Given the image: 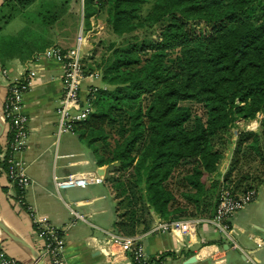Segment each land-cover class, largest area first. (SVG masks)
<instances>
[{
	"label": "trees",
	"instance_id": "16d2710c",
	"mask_svg": "<svg viewBox=\"0 0 264 264\" xmlns=\"http://www.w3.org/2000/svg\"><path fill=\"white\" fill-rule=\"evenodd\" d=\"M35 1L6 0L4 7L25 10ZM146 2L89 0L86 23L108 7L107 23L121 41L111 42L101 63L89 70L101 73L103 85L93 112L74 129L98 166L114 164L107 181L119 199L117 225L130 233L147 216L161 221L213 216L224 184L235 182V190L243 191L257 185V177L247 174L237 181L234 176L243 149L264 161L261 133L242 131L235 143V163L223 180L209 179L218 173L225 151L221 147L232 139L239 121L261 115L264 132V0H156L142 17ZM3 17L6 24L14 14ZM47 19L18 35L0 33V63L34 59L48 48L47 30L60 15ZM201 23L207 30L197 27ZM147 27L150 33L140 36ZM6 134L0 168L8 172L13 132ZM173 182L195 213L183 205ZM16 191L18 199L25 195L18 187Z\"/></svg>",
	"mask_w": 264,
	"mask_h": 264
},
{
	"label": "crops",
	"instance_id": "0c3cea01",
	"mask_svg": "<svg viewBox=\"0 0 264 264\" xmlns=\"http://www.w3.org/2000/svg\"><path fill=\"white\" fill-rule=\"evenodd\" d=\"M5 1L0 0V12L5 8ZM74 17L76 19L68 23L64 22L62 14L56 24L58 35L54 45L65 49L76 46L85 19L81 13ZM94 17L97 14L90 18L85 28H93ZM79 22V29H76ZM88 46H84L85 55ZM31 60L14 58L4 65L0 63V119L10 84L30 71ZM32 69L35 76L24 95L22 110L29 119V135L25 147L16 154L30 179L24 195L26 205L19 202L17 186L10 181L8 172L0 168V222L6 229L0 227V237L10 256L21 264H34V253L38 252L49 264L44 256L45 240L35 228L36 219L43 217L56 226L64 238L66 264H134L131 252L110 241L111 233L139 238L150 264H264V181L254 187L257 190L255 200L231 219L239 249L233 248L232 242L213 224L205 222L196 227L195 233L182 235L176 231L153 232L152 228L161 220L147 216L142 218L134 233L125 231L117 225L121 220L118 216L121 211L117 210L119 199L105 178L102 183L58 188L57 178L70 174L101 176L99 169L108 165L98 166L92 150L75 130L59 133L57 109L64 94L62 63L41 58ZM102 85L101 79L87 78L82 86V98L88 95L91 87ZM6 132L5 128L0 142L7 140ZM228 184L235 192H245L235 190V182ZM180 199L190 211L194 210L192 204ZM77 215H83L84 219ZM188 217L205 218L199 214ZM162 253L168 255L158 262L156 259Z\"/></svg>",
	"mask_w": 264,
	"mask_h": 264
},
{
	"label": "built area",
	"instance_id": "2783aa9c",
	"mask_svg": "<svg viewBox=\"0 0 264 264\" xmlns=\"http://www.w3.org/2000/svg\"><path fill=\"white\" fill-rule=\"evenodd\" d=\"M82 17L84 18L85 8L82 0ZM87 29L82 24L77 36L75 47L62 48L59 46H50L44 51L37 54L29 63L30 71L25 76L10 84L8 94L4 104V119L6 128L9 132L12 130L13 136L9 146L8 157V177L19 189L26 192L30 185V179L26 175L24 164L16 158V154L25 147L28 138V116L22 111L24 105V95L30 89L35 71L32 69L33 64L41 58L49 60H58L63 65V86L64 94L60 100L58 113L59 133L74 132L78 122L86 120L93 112V101L96 98V92L99 87H91L88 95L82 98L81 91L84 81L87 78L101 79L99 71H89L85 65L84 46H87L91 35L95 31ZM6 73V70L3 71ZM7 140L0 142V150H6ZM104 177L101 176H76L70 174L64 178L56 179L58 188H68L74 186H87L90 183H102ZM257 196L255 188L249 189L243 193L235 192L227 183L224 184L220 191L219 201L215 213L211 217H188L174 219L169 221H160L152 228L153 232H172L176 231L182 235L193 234L200 223L213 224L223 236L232 242L233 248L239 249L240 246L234 239V231L231 227L233 215L245 208ZM21 204L24 203V196L19 199ZM31 211L32 209L29 208ZM78 218L84 219L83 215H77ZM35 228L39 235L45 240L44 256L48 258L49 264H66L63 256L64 238L59 229L48 222L45 218L39 217L35 221ZM110 241L117 244L127 252H131L133 261L140 262L146 258L145 247L140 243L139 238L124 236L121 234L111 233ZM0 264H21L14 257L10 256L5 247V241L0 237Z\"/></svg>",
	"mask_w": 264,
	"mask_h": 264
},
{
	"label": "rangeland",
	"instance_id": "374dc122",
	"mask_svg": "<svg viewBox=\"0 0 264 264\" xmlns=\"http://www.w3.org/2000/svg\"><path fill=\"white\" fill-rule=\"evenodd\" d=\"M156 0H147V2L142 7V17H145L147 13L151 10ZM89 0H84V8L85 11L88 10ZM82 0H36L33 4L25 8V10H20L18 8L12 9L11 7H5L0 12V33L2 35H18V32L23 30L26 26H31L32 24L37 28L38 25L43 24L49 18V16L54 13H59L62 18V14H64V22L72 23L76 17L82 16ZM107 9L102 8V13L94 17L95 31L91 35L88 43V50L86 51L85 64L88 70L96 69L97 65L101 63V59L103 55L107 52V48L111 42H120L121 37L115 35L110 26L108 25V14ZM14 14V17L9 21V23H4V17L8 14ZM57 24V23H56ZM54 24V27L47 30V38L51 41L50 46L54 45L56 37L58 35L57 25ZM56 26V27H55ZM80 22L76 25V29H79ZM84 27H87V23L84 20ZM197 27L207 30L206 26L201 23L198 24ZM151 29L149 27L141 29L138 33L140 36H144L145 34H149ZM48 46V47H50ZM196 110L199 113H202V109L196 105ZM262 116L259 115L256 120L253 121H239L238 125L234 127L232 130V139L227 138L226 146L223 145L221 147L224 148V159L221 163L220 169L215 176H210L209 179L218 178L221 179L231 168L233 162L235 163L234 150L236 147V140L238 138L239 132H244L248 130L258 131L262 135V139L264 141V132H262V128L260 126ZM218 147L221 145L217 144ZM244 153H241L239 156V162L235 164L234 167V176L238 181L241 177L246 178V175H250L252 177L259 178L257 181H253V184H259V180L264 181V161L258 157L255 152L248 150L247 148L243 149ZM252 181V180H249ZM174 189L179 196V191H177L178 184L173 182ZM135 196L139 195V192L132 188ZM138 193V194H137ZM127 202V201H126ZM126 202L124 204H126ZM189 209V208H188ZM190 211V209H189ZM193 212V211H190Z\"/></svg>",
	"mask_w": 264,
	"mask_h": 264
},
{
	"label": "water",
	"instance_id": "95a60500",
	"mask_svg": "<svg viewBox=\"0 0 264 264\" xmlns=\"http://www.w3.org/2000/svg\"><path fill=\"white\" fill-rule=\"evenodd\" d=\"M5 128H6V121L3 116V118L0 119V137L4 134ZM114 168H115L114 164H111V165L106 166L105 168H100L98 172L100 175L104 176L105 179H108L111 176V173L114 170ZM0 227L6 230L1 222H0ZM34 256H35L34 264H47L38 252H35ZM191 262H194V261H191Z\"/></svg>",
	"mask_w": 264,
	"mask_h": 264
}]
</instances>
